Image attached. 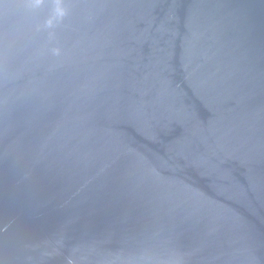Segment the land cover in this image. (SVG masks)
I'll return each mask as SVG.
<instances>
[{
    "label": "water",
    "instance_id": "95a60500",
    "mask_svg": "<svg viewBox=\"0 0 264 264\" xmlns=\"http://www.w3.org/2000/svg\"><path fill=\"white\" fill-rule=\"evenodd\" d=\"M0 264H264V0H0Z\"/></svg>",
    "mask_w": 264,
    "mask_h": 264
}]
</instances>
